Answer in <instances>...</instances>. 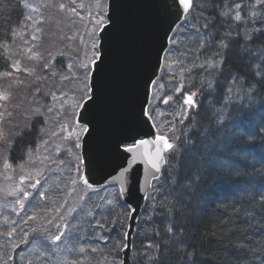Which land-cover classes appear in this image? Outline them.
<instances>
[{
    "label": "snow or ice",
    "instance_id": "1",
    "mask_svg": "<svg viewBox=\"0 0 264 264\" xmlns=\"http://www.w3.org/2000/svg\"><path fill=\"white\" fill-rule=\"evenodd\" d=\"M142 2L151 9L148 22L137 31L130 32L122 16L121 0H111L107 6L104 0H97L98 12L89 17L87 25V36L90 40L88 51L79 63L68 65L69 71L72 72L71 78L79 84L72 90L71 96L67 92L60 93V96L64 98L61 108L64 110V115L69 116L67 124L62 126V132H67V136L64 137L68 141L66 150L76 161V174L71 178V183L77 187L82 185L86 191L94 192L97 190L96 185L99 184L94 179L96 172L107 169L100 187L118 188L115 199L125 201V204L119 205L125 209V215L152 228L151 237L146 236V239L154 243L143 245L141 242L146 249L153 250V254L148 256L149 264H173L174 259L180 260L181 264H204L200 260L195 235L193 234L189 239L185 234L187 225L181 223L179 218L184 214L183 209L189 206L188 200L196 195V190L206 182L205 178L210 175V170L194 165L196 176L193 178L191 168L184 173L185 168L188 167L184 157L186 153L200 154L197 141L193 137H198L202 145L214 136L218 129L209 128L201 133L196 128L199 122H195L189 133L182 134L181 137L170 136L160 131L156 116L158 111L156 101L159 99L158 91L161 87L158 82L162 79L159 72L162 68L168 67L166 61L177 45L175 35L178 23L181 20H187L194 7L203 9V4L194 5L193 0H142ZM25 7L30 5L25 4ZM59 7L63 10L64 5L61 4ZM218 9L226 10L218 11ZM211 10L214 14L213 19L209 20L201 16L200 19L204 22L197 27L196 31L199 34L200 29H203L210 38L207 46L213 47L214 51L212 57L204 64L193 65V67H198L201 72L207 73L213 79L205 78L201 88L196 92L188 91L183 86L177 87L176 97L166 95L161 100L162 103L169 104L174 98L182 96L181 114L186 116L189 122H192L193 116L200 115L201 103L196 100V97L204 90V85L206 84L208 94L211 95L218 76L224 75L225 72L232 75L233 68L224 67L229 64L230 54L241 55V58H244L243 54H247L246 67L249 75L240 87L243 96L249 101H253L257 96L264 98V44H261L259 49L255 47L264 40V0H248L247 4L243 3V0H232L231 3H227L226 0L225 4H219L213 0ZM32 11L36 9L33 7ZM72 11L75 12L76 9ZM220 18H223L221 23L227 27L224 34H221L220 27L217 25V19ZM81 19H83L82 16ZM244 24H250L252 27L244 29ZM234 31L235 35L232 34ZM33 39L36 40L37 37L34 36ZM233 46H237L235 51ZM154 50L155 60L152 56ZM256 52L259 54L254 55ZM26 57L28 60L36 61L41 72L50 69V65L43 62L44 56L40 52L29 49ZM9 67L11 71L0 73V79L9 81L8 88L0 91V104L10 101V89L24 84L23 80L14 75L15 73L33 76L37 72L36 67H22L18 60L13 61ZM180 71L183 74L190 69L182 66ZM52 74L56 75V73ZM69 79L68 76L62 77V80ZM233 81L240 84V73L237 72L233 76ZM52 99L54 101L58 99L56 93H52ZM68 108L72 109L70 114L67 111ZM52 110L51 107L47 108V112ZM114 114L118 115L116 124L122 135L109 146L110 158L91 146L81 155L79 150L85 144L95 140L101 131L102 123ZM33 115L40 117L43 113L37 107ZM219 119L222 120L223 117ZM145 126L156 130V134L150 141L139 136V129ZM2 139L3 134L0 133V140ZM149 143L154 150L153 156L147 159L152 170L149 173L150 179L146 182L145 189L141 190L139 178H137L135 187L139 192L136 199L150 201V204L136 203L134 206L130 199L134 186L131 174L138 163L134 151L138 152L139 146ZM225 174L232 175L231 171ZM20 183H24V178H21ZM38 185L40 180L28 186L37 189ZM15 191H22L23 199L29 198L28 191L20 188ZM152 192L157 195H152ZM39 195L41 199H44L46 194L41 191ZM80 198L83 199V197ZM16 203L24 207L22 200H17ZM106 203L111 206L113 200L108 199ZM248 205L249 207L244 211L253 213L250 219H255L257 212L255 205L259 206V212H264V189L256 192L248 201ZM141 208L144 215L138 211ZM59 210V207L55 209L56 212ZM29 219L35 220L36 217L32 216ZM246 222L241 221V224ZM153 225H159V227H153ZM94 227L104 229L106 225L104 222H97ZM32 231L35 232L37 229L33 228ZM62 235L61 233L51 237V243L57 244ZM27 236L28 234L24 233L25 239ZM130 236L131 232H125L124 242L118 245L119 250L124 251L125 254L131 243ZM247 236V230L242 227L232 229L230 235L222 234L218 241L224 252L221 264H232L233 254L238 259H243L241 253L246 255L252 251L246 248V244L250 243ZM98 239L102 240L103 237ZM23 242L22 240L21 243ZM16 247L18 245H13V248ZM53 251L57 250L53 249ZM79 251L83 253L85 249L80 248ZM91 251L95 252L96 249L93 248ZM9 259L12 258L9 257ZM63 264H79V262L66 260Z\"/></svg>",
    "mask_w": 264,
    "mask_h": 264
},
{
    "label": "rangeland",
    "instance_id": "2",
    "mask_svg": "<svg viewBox=\"0 0 264 264\" xmlns=\"http://www.w3.org/2000/svg\"><path fill=\"white\" fill-rule=\"evenodd\" d=\"M225 2L226 0H223L219 4H225ZM231 2L232 0H227V3ZM104 3L106 6V0H104ZM243 3L247 4L248 0H243ZM25 4L30 5V7H25ZM61 4L64 5L63 10L59 7ZM200 4L201 2L198 1L197 5ZM20 5L22 11L21 20L16 27L11 29L9 41L3 47L7 63L5 71H11L9 65L13 61L18 60L21 62L22 67H36L37 72L33 76H28L26 73H15L14 75L18 79L23 80L24 84L10 89V101L6 104H0V133L3 134V139L0 140V264H12V259L14 264H28L27 257L31 258L32 256L33 259L35 253L37 255V252H35L36 247L34 245L29 246L34 238L33 233L28 234V242L21 248L23 236L18 235L16 227L18 222H30L28 220L29 208L40 197L39 193L41 191L46 193L51 188L56 194H61L63 186L76 187V185L71 183V178L75 176L73 174L76 162H74L73 156L67 157L71 155L66 150L68 141L64 139L67 136V132H62V126L67 124L69 116H65L64 110L61 108L64 98L60 96V93L67 92L71 96L72 90L79 86L78 82L71 78L72 72L69 71L68 65L79 63L88 51L90 45V40L87 36L88 20L90 16L98 12L97 0H20ZM33 7L36 11H32ZM72 9H76V11L73 12ZM221 10L226 9H218V11ZM208 12H210L209 9L204 6L203 9L196 7L187 20L183 21L182 26L177 29L175 35L177 40L175 50L166 61L168 67L162 68L159 72L160 76L162 74L163 84L159 88V99L156 101L158 105L156 113L157 123H162L166 126L168 129L166 133L170 136L179 133L176 137H181L182 134L189 133V130L186 129V122L181 123L182 118L185 117L181 114L183 109L179 112L178 106L172 107V104L176 103L174 100L176 98L171 101L172 103H169L170 107L162 103L161 100L164 95L175 97V89L177 87L183 86L191 92H196L201 88V84L198 85V82L194 83V79L207 73L201 72L198 67L193 66L190 67L189 72H184L183 74H181L180 69L182 66L187 68L188 62L198 66L204 64L206 60L212 57L213 47H210V52H204L208 48L207 42L210 38L202 28L199 34L196 31L197 27L204 22L203 19H200L201 16L209 20L213 19L214 14L210 13V16ZM81 16L83 19H81ZM222 19H217V24L223 28L222 31H226L227 27L221 23ZM233 27H235L234 24ZM250 27H252L250 24L243 25L244 29ZM187 30H192V32L186 34ZM221 34L224 33L222 32ZM34 36L37 37L36 40L33 39ZM257 45L255 47L259 49L260 45ZM29 49L34 52H40L44 56L43 62H47L50 65V69H45L41 72L36 61L28 60L26 54ZM258 54V52L254 53V55ZM191 55L195 57V64ZM245 56L247 58L246 53ZM52 73H56V75ZM64 76H68L70 79L62 80ZM219 77L216 78V82L221 81L222 78ZM8 84V80L0 79V91L7 89ZM227 84L229 89L225 97L222 98V108H215L214 110L211 107L214 110L211 116L216 119V124L223 122H221L219 117H223L224 114L227 116L233 106L243 109L245 107L248 111L251 108L250 101L240 92V87L244 82L240 81V84H234L233 81L228 80ZM217 86L219 85L217 84ZM193 88L195 89L193 90ZM52 93L57 94L58 99L56 101L52 99ZM182 99L180 98L181 101ZM37 107L43 113L40 117L33 115V111ZM49 107L53 109L52 112H47ZM67 111L70 114L72 109L68 108ZM199 112L202 117L209 114L207 108L206 111L199 110ZM238 114L240 119H237L236 122L246 126L249 119L242 115L243 111ZM256 117L255 119H257ZM183 121H187V119ZM33 123L37 125L32 147L25 152L21 163L10 164L7 154L12 141L27 131ZM217 127L218 125L212 130H216ZM216 132L220 137L222 131L217 130ZM54 133L55 135H53ZM59 155L62 159L58 158ZM21 178H24L23 184L20 183ZM36 180H40V185L37 186V189L30 188L28 185L35 183ZM17 188L26 190L29 194L33 193L32 197L30 195L26 201H23L22 191H15ZM71 191L72 189H67L65 192L69 193ZM84 193L86 194V192ZM82 197L84 199L85 195H82ZM111 197L110 192H107L106 200ZM17 200H22L24 207H20L16 203ZM10 203H12V207L7 210L6 208ZM75 208L76 206H73L71 209ZM75 213L77 212H67L63 223L68 224L58 234H63L61 240L57 244H52V249H49H56L57 255L61 254V247L75 236L79 237L77 240L87 239V231L84 226L79 227L70 219ZM16 217L19 218L18 222ZM40 217L41 220L44 219L43 215L37 216L36 219ZM86 217L89 219V216ZM93 224H95V221L91 219L88 226L91 227ZM78 229H81V232L83 230L84 233L79 234ZM39 243L40 247H43L46 242L40 239ZM13 245H18V247L13 248ZM2 246L5 251H3ZM74 247H77L75 243L73 244ZM26 252H29L30 256ZM9 257L12 259H9ZM65 257L71 258L72 260L70 261L83 264L81 261L83 256L80 259V252L76 256L67 253ZM33 261L36 264H42L37 259H33Z\"/></svg>",
    "mask_w": 264,
    "mask_h": 264
},
{
    "label": "trees",
    "instance_id": "3",
    "mask_svg": "<svg viewBox=\"0 0 264 264\" xmlns=\"http://www.w3.org/2000/svg\"><path fill=\"white\" fill-rule=\"evenodd\" d=\"M198 1H200L205 8L209 9L210 12H208V14L211 16L210 13H213L211 10L213 0H193L194 5H197ZM221 1L223 0H214L216 3H220ZM195 9L196 7H194L192 11ZM21 17L20 0H0V73L5 71L7 67L3 47L9 41L11 29L19 24ZM218 26L220 27L221 33H224L225 31H222L223 28L220 25ZM233 34L235 35L234 32ZM261 44H264V40H262V43H258L260 46ZM236 47L237 46H233L234 51ZM204 52H210V48L205 49ZM243 56L244 58H241V55L230 54L229 64L224 65V67L228 68L231 66L233 68L232 75H228V73L225 72L224 75L220 76L219 78L222 79L221 81H215L214 90L211 95L208 94L205 84L204 90L196 97V100L201 103L199 110L206 111L207 108L209 114L203 117L200 115L198 117L193 116L192 122H189L186 116L182 118V121L187 119V121H184V123L186 122L185 126L187 130L192 129L195 122H199L196 124V128L201 133L206 129L215 128L217 125L218 131H222L220 137L215 131L214 136L205 141L202 145L198 137H193V139L197 141L201 155L192 152L184 157L188 162V167L185 168L184 173H187L188 168H191V175L193 178L196 176V168L193 167L194 165L210 170V175L205 178L206 182L196 190V195L188 200L189 206L183 209L184 214L179 218L181 223L187 225V232L185 234L189 239L192 238L193 234L195 235V242L198 245L201 257L200 260H202L204 255L205 264H221L224 252L220 248L218 241L221 239L222 234L230 235L231 230L237 227H242L247 230V239L250 243L246 244V248H250L252 251L248 252L246 255L241 253L240 255L243 259H238L237 256L233 254L232 264H264V219H262V217H264V212H259V206L255 205L257 209L255 219H250L253 213L247 212L249 214V219H247L246 223L241 224V221H243L241 215L246 213L244 210L249 207L248 201L256 192L264 189V151H259L254 143L250 145L249 142L245 143L244 147L242 145L243 150L246 148V152L240 154V142L245 140L249 141V136L254 130L250 129L244 140L237 139L233 133L234 116H239L238 113L242 111L243 115L244 113L251 114L252 118H248V124L251 126L254 125L256 115L254 116L253 114V108H250L251 112H249L241 107L233 106L227 116L224 114L221 124H216V119L211 116L215 108H222V98L225 97L229 89L227 81H233V76H235L237 72L240 73V81L242 82H244L245 78L249 75V70L246 67L247 58L245 54H243ZM191 58L194 60L195 64V57L191 55ZM191 66H193L192 63L188 62L187 68L190 69ZM198 77L197 79L193 78L195 80L194 83L198 82V85L201 84L205 78L212 79V76L208 74ZM225 80L227 81L225 82ZM158 83L162 85V79ZM233 83L236 84L234 81ZM217 84L219 86H217ZM194 89L195 88H193V90ZM165 96L166 95H164V97ZM174 96L176 97V95ZM257 97L260 102H256L262 106V97ZM257 97H255L254 100H256ZM180 98L182 99L183 97L180 96L174 99L176 103L172 104L173 108L178 106L177 109L179 112L182 110ZM166 105L170 107L169 104ZM211 107H213L214 110H212ZM248 124H246V126H249ZM36 125V123L31 124L27 131L12 141L7 154L10 164H18L23 161L26 149L32 146V142L35 139ZM159 125L160 131L166 132L168 130L162 123H159ZM177 134H172L171 136H176ZM252 139L253 137L251 141H253ZM71 156L72 155L67 157L70 158ZM244 157L247 160L246 164L241 162V159ZM259 157H261V159H259ZM59 159H62V157ZM258 162L259 164L257 165ZM213 168L216 170L212 171L211 169ZM229 171L232 173L231 176L225 174ZM184 173H182V175ZM75 174L76 172H74L73 175ZM214 184L218 186H215L216 189L212 192ZM67 189H72V191L66 193L65 191ZM84 192H86V194ZM107 192H110V196H112L110 198L113 200L111 206L106 203ZM247 192H252L253 195ZM209 193H211V195H209ZM45 194L44 199L38 197V199L35 200L30 210L35 217L43 215L44 219L41 220L40 217L33 220L32 225L30 224L31 228L28 224L21 226V231L22 227L25 230L22 237L24 241L21 243L22 246L28 242V239L24 237V233H33L34 238L29 244V246L34 245L36 247L35 252H37V255L35 253L33 259L41 261L42 264H59L66 260H72L71 258L65 257L67 253L76 256L80 252L79 249L84 248L85 251L83 253L80 252V259L83 256L81 259L83 264L121 263V251L118 245L124 242L123 236L127 229L128 216L125 215V209L119 206L122 204L121 200L117 201L115 199L118 194L116 189L104 187L94 192H89L82 189L80 186H63L61 194H56L51 188ZM151 194L157 195L155 192ZM82 195H85L84 199L80 198ZM187 199L186 197V200ZM146 204H150V201H146ZM61 205H63V207H61ZM73 206H76V208L72 210L71 208ZM57 207L60 209L59 212L55 211ZM70 211L77 212L73 214L70 219L73 223H76L77 226H84L87 231V239L77 240L79 237L75 236L71 240V244L65 243L61 247V254L56 256L53 254L52 250H49L52 249L51 237L58 235L68 224L63 222L66 219L67 212ZM141 214L144 215L143 210ZM86 216H89L90 220L93 219L95 221V224L91 227L88 226L90 220L87 219L88 217ZM53 217L54 219L52 220ZM97 222H104L106 227L104 229L94 227ZM153 227H159V225H153ZM33 228H36L37 231L33 232ZM89 228L91 229L89 230ZM78 231L79 234L84 233L83 230L81 232V229H78ZM151 235L152 228L138 222L132 237V252L129 264H149L148 256L153 254V250L146 249L143 245L154 243V241L146 239V236L151 237ZM100 237H103V239H98ZM40 239L46 242L43 247H40ZM141 242H143V245ZM74 243L77 247L73 248ZM93 248L96 249L95 252L91 251ZM3 251H5L4 248ZM189 251L192 250L189 249ZM26 253L29 255V252ZM60 258L62 259L60 260ZM33 259L32 256L31 258L27 257V263L29 264V262H31L36 264ZM11 261L12 264H14L13 259ZM173 264H181V262L180 260L174 259Z\"/></svg>",
    "mask_w": 264,
    "mask_h": 264
},
{
    "label": "water",
    "instance_id": "4",
    "mask_svg": "<svg viewBox=\"0 0 264 264\" xmlns=\"http://www.w3.org/2000/svg\"><path fill=\"white\" fill-rule=\"evenodd\" d=\"M111 2V0H107V3ZM122 2V16L125 20V23L130 32H135L143 25L148 22L149 16L151 14V9L145 6L142 0H121ZM107 6V5H106ZM183 22L181 20L178 23V26ZM177 26V27H178ZM153 60L156 58L155 50L152 53ZM140 90L142 91V85L140 86ZM118 118L117 114H114L110 119L105 120L102 123L101 131L97 134L95 140L90 141V144H85L83 148L80 150V154L83 155L88 148L91 146L97 151L103 153L106 157H109L108 148L112 143H115L122 135L121 131L118 129L116 120ZM156 134L154 129H151L147 126L142 127L139 129V136L141 138H147L149 141L151 140L152 136ZM154 150L151 143L143 146H139L138 152L134 151V155H136V159L138 161L137 165L135 166L132 172V179H133V187H132V197L131 202L134 204L139 203L141 205L145 204V200H137L136 197L139 195L137 189L135 187V181L139 178V188L141 190L145 189L146 182L150 179L149 173L152 171L147 163V159L153 156ZM107 169H100L96 172L94 179L99 182L96 185V189L101 188L100 184H103V176L105 175V171ZM154 182V181H153ZM82 186V185H81ZM149 191V190H148ZM148 194V192H145ZM125 204V201L122 200ZM126 206V205H125ZM138 211L142 212V208L138 209ZM138 224V221L132 220L128 217L127 222V229L126 232H131L129 248L127 250V254L124 251H121V263L129 264L130 262V255L132 252V236L135 231V228Z\"/></svg>",
    "mask_w": 264,
    "mask_h": 264
},
{
    "label": "bare ground",
    "instance_id": "5",
    "mask_svg": "<svg viewBox=\"0 0 264 264\" xmlns=\"http://www.w3.org/2000/svg\"><path fill=\"white\" fill-rule=\"evenodd\" d=\"M256 101L260 102L258 97L256 98V100H253V102L250 101L251 108H253V111H254L253 114H254V116L257 115V117H256L257 119H254L255 120L254 125L250 126L248 124L249 126H245V125L243 126L240 123L238 124L236 122L237 119H240V118H238L239 117L238 115L234 116L235 118L233 119L234 120L233 121L234 122L233 133H234V135L236 136L237 139L244 140L245 136L249 132V130L250 129L254 130L249 136V141L245 140V141L240 142V144H239V152H240V154H243V152H246V150H245L246 148H244V150H243L242 145L244 147V144L245 143H249V142H250V145H251V143H254L259 151H261V152L264 151V98H261L262 106L260 104H258ZM244 109H246V108L244 107ZM244 116L246 118H252L251 114H244ZM224 122H225V120H224ZM233 122H232V124H233ZM252 137H253V139H252L253 141H251ZM259 159H261V157H259ZM241 162L246 164V162H247L246 158L245 157L242 158ZM258 164H259V162L257 163V165ZM243 169H247V168H243ZM263 174H264V172H263ZM215 186H218V185L217 184L213 185L212 192L216 189ZM247 193L250 194V195H253L252 192H247ZM241 218H242L243 221H247V219H249V214L247 212L243 213L241 215ZM202 260H203V262L205 264L204 255L202 257Z\"/></svg>",
    "mask_w": 264,
    "mask_h": 264
}]
</instances>
